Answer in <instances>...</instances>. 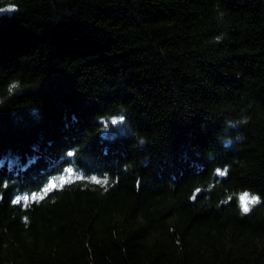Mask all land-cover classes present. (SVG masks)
<instances>
[{
  "label": "trees",
  "instance_id": "obj_1",
  "mask_svg": "<svg viewBox=\"0 0 264 264\" xmlns=\"http://www.w3.org/2000/svg\"><path fill=\"white\" fill-rule=\"evenodd\" d=\"M0 9V264H264V0Z\"/></svg>",
  "mask_w": 264,
  "mask_h": 264
},
{
  "label": "snow or ice",
  "instance_id": "obj_2",
  "mask_svg": "<svg viewBox=\"0 0 264 264\" xmlns=\"http://www.w3.org/2000/svg\"><path fill=\"white\" fill-rule=\"evenodd\" d=\"M13 7L14 6H10V8L8 10L11 11ZM0 11H4V10L3 9H0ZM112 123L115 124L116 121L113 120ZM69 155H71V154H69ZM217 172H218V174L220 176H224L227 173V169H224V170L217 169ZM23 199L25 201H27L28 200V197H24ZM254 202H255V197H249L248 194H246V193L245 194H242L241 197H240L241 208H242V210L244 212H248L249 211V205L251 203H254ZM14 203H20V200L18 199L16 201H14Z\"/></svg>",
  "mask_w": 264,
  "mask_h": 264
},
{
  "label": "clouds",
  "instance_id": "obj_3",
  "mask_svg": "<svg viewBox=\"0 0 264 264\" xmlns=\"http://www.w3.org/2000/svg\"><path fill=\"white\" fill-rule=\"evenodd\" d=\"M0 2H3V0H0ZM217 41L221 40L222 39V36H218L217 38ZM19 82H14V85L13 86H18ZM247 117H242L239 121V123H246L247 122ZM231 123V121H230ZM248 194V196L250 195L249 192L247 190L243 191L240 195H239V203H240V197L242 194ZM251 197H255V202L254 203H259L260 202V197L258 194H252ZM252 204V203H251ZM243 213H247V212H244Z\"/></svg>",
  "mask_w": 264,
  "mask_h": 264
}]
</instances>
